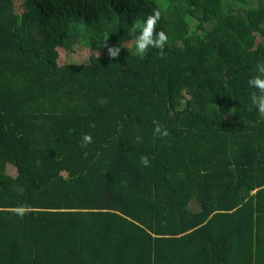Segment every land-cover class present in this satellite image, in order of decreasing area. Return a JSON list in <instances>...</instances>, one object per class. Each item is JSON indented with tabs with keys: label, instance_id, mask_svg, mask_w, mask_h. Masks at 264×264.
I'll return each mask as SVG.
<instances>
[{
	"label": "trees",
	"instance_id": "obj_1",
	"mask_svg": "<svg viewBox=\"0 0 264 264\" xmlns=\"http://www.w3.org/2000/svg\"><path fill=\"white\" fill-rule=\"evenodd\" d=\"M259 62L264 0H0V264H264Z\"/></svg>",
	"mask_w": 264,
	"mask_h": 264
},
{
	"label": "clouds",
	"instance_id": "obj_2",
	"mask_svg": "<svg viewBox=\"0 0 264 264\" xmlns=\"http://www.w3.org/2000/svg\"><path fill=\"white\" fill-rule=\"evenodd\" d=\"M160 19L161 11L153 10L128 28V37L133 41L134 51L131 53L132 55L143 59L149 49H157L161 55L163 54L169 43V35L158 28ZM100 47H107L109 57L117 58L120 55L122 46L117 44L116 46L108 47L106 39H103ZM247 85L249 89L253 90L249 97L251 105L261 117H264V62H259L255 65L254 74L248 79ZM153 135L166 137L169 132L162 124H156L153 129ZM90 143H92V136L87 133L84 134L82 145ZM140 163L144 167L150 166V161L146 156L140 157Z\"/></svg>",
	"mask_w": 264,
	"mask_h": 264
},
{
	"label": "rangeland",
	"instance_id": "obj_3",
	"mask_svg": "<svg viewBox=\"0 0 264 264\" xmlns=\"http://www.w3.org/2000/svg\"><path fill=\"white\" fill-rule=\"evenodd\" d=\"M64 54V53H62ZM89 56V50L85 46L77 45L75 50L68 54L66 61L69 62H85V60L88 59ZM66 55L62 56V59H60L61 62L65 61ZM6 172L10 175L15 176L17 174V170L13 165H8L6 168ZM193 209V208H192Z\"/></svg>",
	"mask_w": 264,
	"mask_h": 264
}]
</instances>
